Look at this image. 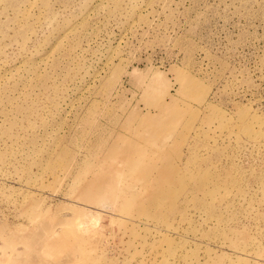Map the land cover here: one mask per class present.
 <instances>
[{"label": "rangeland", "instance_id": "1", "mask_svg": "<svg viewBox=\"0 0 264 264\" xmlns=\"http://www.w3.org/2000/svg\"><path fill=\"white\" fill-rule=\"evenodd\" d=\"M0 264H264V0H0Z\"/></svg>", "mask_w": 264, "mask_h": 264}]
</instances>
